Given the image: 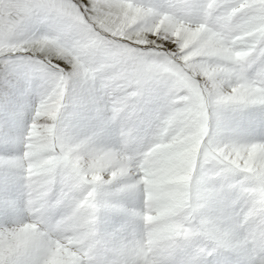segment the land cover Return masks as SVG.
I'll use <instances>...</instances> for the list:
<instances>
[{"label":"snow or ice","instance_id":"obj_1","mask_svg":"<svg viewBox=\"0 0 264 264\" xmlns=\"http://www.w3.org/2000/svg\"><path fill=\"white\" fill-rule=\"evenodd\" d=\"M0 264H264V0H0Z\"/></svg>","mask_w":264,"mask_h":264}]
</instances>
